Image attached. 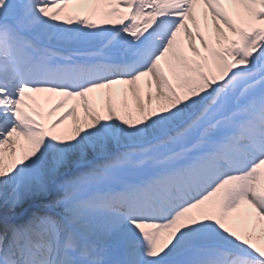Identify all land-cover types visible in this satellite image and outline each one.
Masks as SVG:
<instances>
[{"label":"snow or ice","instance_id":"obj_1","mask_svg":"<svg viewBox=\"0 0 264 264\" xmlns=\"http://www.w3.org/2000/svg\"><path fill=\"white\" fill-rule=\"evenodd\" d=\"M0 264H264V0H0Z\"/></svg>","mask_w":264,"mask_h":264},{"label":"bare ground","instance_id":"obj_2","mask_svg":"<svg viewBox=\"0 0 264 264\" xmlns=\"http://www.w3.org/2000/svg\"><path fill=\"white\" fill-rule=\"evenodd\" d=\"M129 100H130V102H131V96H130V94H129ZM98 102H99V101H98ZM70 103H71V102H70ZM78 112H79V114H80L81 117H82V111H80V110L78 109ZM72 123H73L72 118H69V120L65 122V126L70 127V126L72 125Z\"/></svg>","mask_w":264,"mask_h":264}]
</instances>
